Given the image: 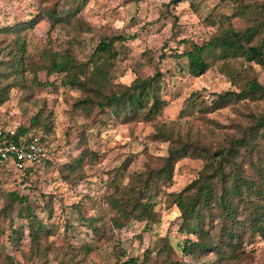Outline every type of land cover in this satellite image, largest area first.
I'll list each match as a JSON object with an SVG mask.
<instances>
[{
    "label": "trees",
    "instance_id": "obj_1",
    "mask_svg": "<svg viewBox=\"0 0 264 264\" xmlns=\"http://www.w3.org/2000/svg\"><path fill=\"white\" fill-rule=\"evenodd\" d=\"M88 1L43 0L35 15L0 26V106L9 99L12 89L22 90L24 99L29 100L34 86L49 84L38 79L35 58L27 48L28 31L46 20L52 28L67 27L72 32L60 50L48 47L40 52L39 58L47 64V75L60 74L62 85L79 91L73 111L86 118L98 114L99 124L109 120L121 123L157 120L166 104L159 60L146 50L142 54L144 61L133 66V80L128 84L115 82L116 63L125 54L119 45L127 37L119 32L96 35L98 30L83 14ZM178 1L183 0H170L167 6ZM225 3L230 4L231 12L217 14L216 31L201 42L181 40L188 43V48L173 55L186 59L187 70L193 76L204 74L212 63L220 62V69L228 76L232 88L212 92L208 100L194 94L192 106L202 117L227 107H232L236 116L225 124L208 118L213 126L202 132L175 130L174 123H155L156 131L151 138L168 142L166 153L145 162L140 170L126 172L125 184L120 178L126 167L119 170L120 178L105 200L113 213L109 220L117 229L131 221L149 224L159 220L161 207H175L180 236L175 244L161 237L145 250L143 260L129 257L118 260L119 264H188L183 257L210 264L203 261L209 254L214 255V264H241L254 244L264 241V107L256 109L260 102L264 103V85L252 66L264 67V0H226ZM176 20L174 17L173 21ZM84 32L90 33L95 41L88 56L79 58L76 46L84 44ZM143 66L151 68V72L141 74ZM251 104L256 107L250 108ZM50 128V114L40 106L29 117L27 126L16 127L15 135L7 137L8 141L17 142L21 136L28 139L39 136L47 153L42 164L14 171L29 174L39 165H53L42 134H48ZM76 147L79 154L57 168L69 183L83 177L80 171L92 159L84 138L79 139ZM184 158L201 160L202 166L182 189L168 191L175 166ZM1 199L0 220L8 218L1 231L8 242L14 245L28 239L26 257L30 263L25 264L48 263L53 253L49 238L73 230L76 222L94 235H102L105 227L101 205L92 197L87 203L72 204V213L63 217L62 224L52 220L54 213L49 202L43 207L33 205L27 194L14 190L5 192ZM38 208L46 216H40ZM89 210L92 213L87 214ZM1 248L0 264H23L8 253L2 254ZM89 250L88 244L78 248L68 244L61 253L62 257L70 254L69 260L53 259H58L60 264H77L80 252L86 255Z\"/></svg>",
    "mask_w": 264,
    "mask_h": 264
},
{
    "label": "rangeland",
    "instance_id": "obj_2",
    "mask_svg": "<svg viewBox=\"0 0 264 264\" xmlns=\"http://www.w3.org/2000/svg\"><path fill=\"white\" fill-rule=\"evenodd\" d=\"M225 1L183 0L167 6L170 0H89L83 8L85 20L98 30L96 35L99 36L103 32H119L127 37V40L119 45L125 54L116 63L115 82L128 84L133 80V66L144 61L142 54L146 50L151 51L159 60L166 104L162 114L152 122L121 123L109 120L99 124L98 114L86 118L83 114L73 111V102L79 96V91L62 85L60 74L47 75V64L39 58L40 52L48 47L60 50L71 35V30L58 26L52 28L46 20H41L28 31L27 48L35 58L33 63L38 79L49 84L34 86L29 100L24 99L22 90L12 89L9 99L0 106V128L15 129L20 125L27 126L29 117L43 106L51 119L49 133L42 134L45 136L53 165H39L29 174L10 169L8 174L1 175L0 206L3 194L14 190L27 194L33 200V205L43 207L45 202H49L54 213L52 220L59 224L63 223V217L72 213V204L79 201L87 203L91 197L100 203V213L105 215L102 235H94L76 222L73 230L67 231L66 234L59 232L51 236L49 240L53 253L51 252V260L46 264H60L58 259H53L56 257L68 261L70 254L62 257L61 253V249L68 244L77 248L88 244L90 248L86 255L80 252V261L77 264H119L118 260L123 261L129 257L144 258L145 250L159 242L161 237H167L172 244L179 239L178 211L175 207H161L157 222L148 224L144 221H131L123 228L117 229L109 220L113 213L108 210L105 200L111 193L112 186L120 178L118 172L122 167L126 169L120 179L125 184L128 181L126 172L140 170L145 162H151L154 157L166 153L169 143L151 138V134L156 131L155 123H174L175 130L186 132L191 129L202 132L213 126L210 120L225 124L236 116L235 110L227 107L202 117L197 108L192 106L194 94L208 100L212 92L232 88L228 76L220 69V62L212 63L204 74L193 76L187 70L186 59L173 55L174 52L181 53L188 48V43H182L181 40L201 42L216 31L219 24L217 14L231 12L230 4ZM39 4H43V0H0V26L35 15ZM174 17L176 21H173ZM82 36L84 44L76 46L79 58L88 56L95 41L88 32H84ZM252 66L258 80L264 85V67L258 64ZM151 70L143 66L140 73L145 75ZM259 106L258 108L251 104L250 108L260 109L264 107V103L260 102ZM33 131L41 133L40 130ZM81 138H84L87 148L92 151V159L86 162L80 171L83 177L69 183L57 168L79 154L80 149L76 146ZM201 166L202 161L198 159L180 160L175 166L173 182L167 190L182 189L196 176ZM156 209H160L159 205ZM37 212L40 216H46L40 208ZM90 213L92 210L87 214ZM7 220L8 218L0 220V246L3 247L1 252L8 253L25 264L28 261V239L23 238L20 243L14 245L9 243L6 234L1 231V228L8 224ZM154 256L153 254L151 257ZM183 260L188 264H199L196 259L192 260L190 257H183ZM203 261H209L210 264L216 262L212 254L204 257ZM241 264H264V241H257L254 249Z\"/></svg>",
    "mask_w": 264,
    "mask_h": 264
},
{
    "label": "built area",
    "instance_id": "obj_3",
    "mask_svg": "<svg viewBox=\"0 0 264 264\" xmlns=\"http://www.w3.org/2000/svg\"><path fill=\"white\" fill-rule=\"evenodd\" d=\"M14 128L0 129V176L10 169L21 170L28 165L40 164L47 157L46 149L39 136L20 137L17 142L8 141L15 135Z\"/></svg>",
    "mask_w": 264,
    "mask_h": 264
}]
</instances>
